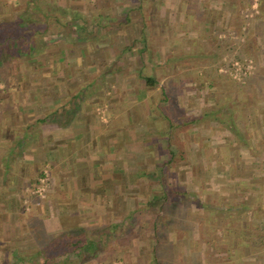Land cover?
<instances>
[{
    "label": "crops",
    "instance_id": "0c3cea01",
    "mask_svg": "<svg viewBox=\"0 0 264 264\" xmlns=\"http://www.w3.org/2000/svg\"><path fill=\"white\" fill-rule=\"evenodd\" d=\"M0 56V264H264V138L239 132L264 128L252 106L227 124L206 105L213 88L235 98L217 80L240 84L227 71L245 59L264 99V0H0Z\"/></svg>",
    "mask_w": 264,
    "mask_h": 264
},
{
    "label": "rangeland",
    "instance_id": "374dc122",
    "mask_svg": "<svg viewBox=\"0 0 264 264\" xmlns=\"http://www.w3.org/2000/svg\"><path fill=\"white\" fill-rule=\"evenodd\" d=\"M143 3V5H144V10L146 11V15H147V20H146V22H147V24H148V30L150 29V31L151 30H154L155 29V26H156V22H160L161 21V19H160V9H159V6L157 5V4H155L154 2H148V1H141V3L140 4H142ZM158 6V7H157ZM159 9V10H158ZM156 14H158V16H156ZM171 14V13H170ZM134 15V14H133ZM162 15H163V17H166V16H164V13H162ZM156 16V17H155ZM121 17H123V16H116V18L114 17V18H112L111 19V21L113 20V21H118V22H120V21H122V22H120V25L119 26H121V25H123L124 23H123V21H125L124 19L122 20V18ZM156 18V19H155ZM34 20V23H32V24H29V27H36L37 25H39L41 22H40V20L37 18V19H33ZM81 20V19H80ZM89 21H91L92 19H88ZM88 20H86L87 22H89ZM95 20H97V21H95V22H101V24H102V22H103V24H106V22H105V19L103 18V19H95ZM171 20V18H167V21H170ZM81 24L82 25H84L85 26V24L83 23V22H81ZM36 25V26H35ZM139 25H141L140 23L138 24H136L135 26H134V28L135 29H137V28H139ZM176 25H178L177 26V28L178 29H181V30H184V27H180L179 25V23L178 24H176ZM81 26V25H80ZM90 27V26H89ZM89 27H87L88 29H89ZM64 30V29H63ZM70 30V28H67V30H65V34H66V32H67V38H69L68 39V41H71V38L72 39H76L78 36H76V32L75 31H71V33H68V32H70L69 31ZM90 31H91V29H90ZM152 33H154V34H152ZM165 35H167V36H170L171 34L170 33H168L167 32V34H165ZM81 37H86V40H89V39H92V38H96V39H99L100 37H102V39H106V36H107V34H101L100 32L98 33V32H96V30H95V32L94 33H90V34H87V35H85V33H81V35H80ZM245 36V35H244ZM164 37V36H163ZM158 38L160 39V35L159 34H156L155 32H151V34L149 35V39H150V41H151V46H150V48H151V50L152 49H154V45H155V42H156V40H158ZM167 38V37H166ZM245 40H246V37H245ZM85 41V40H84ZM98 42H99V40H98ZM245 43H246V45H248V43H249V39L247 40V41H244ZM232 54H234L233 52H232ZM1 58H2V56H0ZM10 58H12L11 57V55L9 56ZM7 58H3V59H1L0 60V62H2V61H5ZM236 62V61H235ZM240 65L242 64V63H245V62H251V68H249V70L247 71V73L249 72L250 74L248 75H246L245 77H237V78H234V77H232L231 75H230V72H231V70H233V64H231V66H230V68L228 69V71H227V73H228V75H229V78L230 79H232V80H234V81H236V82H238V83H240V84H237L236 86L233 84V83H231V80H228V79H219V80H217L220 84H222V86H220V89L221 90H224V89H226V90H228V91H232V94H233V96H235V98L234 99H227L226 100V105H224L223 104V102L225 101L224 99H223V97H222V94H226V92L225 91H223L222 93H220V92H217L214 88L211 90V92H210V94H209V98L207 99V100H212L213 99V101L212 102H210L209 104H206V105H210L209 107H211V109H212V111H214V110H217L216 111V113L217 114H213L214 112H211V119L212 120H215L216 118L217 119H219L220 117L221 118H226V121H227V124L228 123H231V121L233 122H235V121H237L238 119L240 120L241 119V121H248L247 119H249L250 117H249V115H248V117L249 118H247L246 119V116H245V112L246 113H249V108L252 106V110H253V112H254V114H253V119H254V117H257L258 118V120H259V124H260V126L262 127V128H264V116L263 117H258L255 113L257 112V108L262 112V111H264V99H259L260 101H258V100H256L255 98V100L256 101H254V103H253V97L250 95V93L248 92V86L251 84V83H249L248 82V80L246 81L245 79L246 78H248L250 75H251V73H252V71H253V69H254V67H253V64H252V61L251 60H244L243 62H240V61H237ZM146 70V69H145ZM170 70V69H169ZM145 74H148V72H146ZM87 77H98L97 75H94V73L92 72V74H90V75H88ZM171 77H172V75H171ZM261 78V77H260ZM245 81V82H244ZM242 83V84H241ZM254 83V82H253ZM256 83L257 84H259V85H261V87L262 86H264V77H262V80H260V79H258L257 81H256ZM207 91V90H206ZM228 104V105H227ZM231 104V105H230ZM253 104V105H252ZM230 106V107H229ZM224 107H226V108H228V110L226 111V112H224L223 111V109H224ZM241 107V109H242V111L244 112L243 114H242V112L239 110V108ZM220 112L222 113V114H220ZM101 113V115L103 114V111H101L100 112ZM237 118V119H236ZM216 121V120H215ZM249 122H251V120L249 119V121L246 123V124H249ZM253 123H255V119L253 120ZM232 124V123H231ZM252 124V123H251ZM246 127H247V129H241V130H239V132H240V134H241V137H243V138H245V137H250L251 135H253L254 133H256V137H257V139H259L260 140V138H264V132L262 133V131H264V129H262V130H257V129H252V128H248V125H246ZM253 127V126H252ZM249 129V130H248ZM227 131H229V133H231V130L230 129H228ZM261 135H262V137H261ZM259 151L257 152L256 150H255V154L256 155H258V162H256V161H254L253 162V168H255V169H257L259 172H258V176H255V177H253L252 178V180H253V182H252V186L254 187H257V188H255L254 187V191L255 192H258L259 191V193H257V194H254V195H259V196H261L263 199H264V171H261V169H263L264 170V155H263V153H264V143H263V145L261 146V148L260 149H258ZM260 156V157H259ZM263 156V157H262ZM250 164H248V166H249ZM259 180V181H255V180ZM262 180V181H261ZM39 187V186H38ZM172 227V228H171ZM183 227H179V225H172V226H169V225H167L166 226V229H167V234H173L175 237L177 236L176 234H177V231L179 232L180 230H178V229H182ZM164 231V230H163ZM164 232H166V231H164ZM211 232V229L209 230V233ZM195 233H198V234H201L202 236H205V232L203 231V232H199L198 231V229H196L195 230ZM208 233V234H209ZM166 234V235H167ZM212 234H209L208 236H207V238L208 239H211L210 238V236H211ZM203 238V237H202ZM164 243V245H167L168 246V244H171V242H167V241H164L163 242ZM212 243V242H211ZM176 245V243L175 242H173V245ZM177 244L179 245V250L181 249H186L187 248V243H185V242H182V241H179V242H177ZM195 245H196V255L198 256V257H196V259L197 258H200V254H202V246H201V244H197V243H195ZM218 252H215V254H217ZM158 259V258H157ZM178 259V258H177ZM185 259V258H184ZM159 261L162 263V264H176V261L177 260H174V259H170V257H159ZM29 262V261H28ZM196 262V261H195ZM30 263V262H29ZM32 263V262H31ZM35 263H36V261H35ZM51 263H58V260L57 259H54V261H52ZM32 264H34V263H32ZM180 264H187L186 263V259H185V261H183L182 263H180ZM196 264V263H195Z\"/></svg>",
    "mask_w": 264,
    "mask_h": 264
},
{
    "label": "trees",
    "instance_id": "16d2710c",
    "mask_svg": "<svg viewBox=\"0 0 264 264\" xmlns=\"http://www.w3.org/2000/svg\"><path fill=\"white\" fill-rule=\"evenodd\" d=\"M41 6H42V4H37V5H33L32 7H31V10L32 11H34V12H38V11H41ZM48 18V17H47ZM46 18V19H47ZM80 18H78V16H76L73 12H69V11H67L66 12V18H65V20H66V27L67 28H70V29H73L74 30V28H76L77 27V21L79 20ZM83 19V18H82ZM29 20V19H28ZM43 20V19H42ZM56 21L58 22V19H56ZM82 22L85 24V23H87V21L84 19V20H82ZM43 22H41V24H42ZM61 24V26H62V22L60 23ZM87 34H90V33H87ZM8 39H11L9 36H8V38L6 39V40H8ZM37 52H39L37 49L35 50H32V51H30V53H37ZM54 260V258H50V259H45V263L46 264H58V263H51L52 261Z\"/></svg>",
    "mask_w": 264,
    "mask_h": 264
},
{
    "label": "built area",
    "instance_id": "2783aa9c",
    "mask_svg": "<svg viewBox=\"0 0 264 264\" xmlns=\"http://www.w3.org/2000/svg\"><path fill=\"white\" fill-rule=\"evenodd\" d=\"M251 62H245V63H242L241 65L238 63V62H234L233 63V70H231L230 72V75L234 78H237V77H245L247 74L249 75L250 73L247 71L249 70V68H251ZM46 179L45 178H42L40 180V185L39 187L37 188V192L42 195L43 197V193H44V186L46 185Z\"/></svg>",
    "mask_w": 264,
    "mask_h": 264
}]
</instances>
